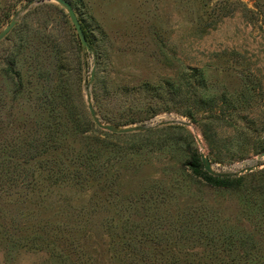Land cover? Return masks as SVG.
<instances>
[{
	"label": "rangeland",
	"instance_id": "374dc122",
	"mask_svg": "<svg viewBox=\"0 0 264 264\" xmlns=\"http://www.w3.org/2000/svg\"><path fill=\"white\" fill-rule=\"evenodd\" d=\"M26 2L0 0V264H264V157L233 190L188 168L203 150L237 176L264 152V0H71L90 52L60 4ZM144 82L171 84L169 111L145 118ZM88 102L180 128L108 137Z\"/></svg>",
	"mask_w": 264,
	"mask_h": 264
},
{
	"label": "trees",
	"instance_id": "16d2710c",
	"mask_svg": "<svg viewBox=\"0 0 264 264\" xmlns=\"http://www.w3.org/2000/svg\"><path fill=\"white\" fill-rule=\"evenodd\" d=\"M68 1L72 4L71 0H68ZM72 6H73V4H72ZM80 24L82 26V29L84 31L86 40H87L88 45L90 47V51H92L93 50V43H92L91 34L86 29V27H85V25L83 23H80ZM78 41H79V39H78ZM79 44H80V42H79ZM11 71H12V67L9 68L8 70L6 69L5 73H11ZM192 72H198V71L196 69H193ZM17 75H19V74H17ZM170 85L171 84L167 83V82H165V83L164 82H159L156 85H152V84L144 82V83L140 84L139 86H136V87L132 88V92H134V93L144 92V93H148L150 95V97H152V98L159 99V102L157 103V107L155 109H153V110H149L144 115L145 118H150L151 116L155 115L157 112H160V111H169L168 106L165 104L164 100L161 99L162 92H165V91H161V90L166 89L167 92L170 91L168 88H165L166 86H170ZM98 99H99V96H98ZM98 102L100 103L101 101H98ZM158 108H160V109L157 110ZM180 114L188 115V116L192 115L191 107L190 106L186 107V109L181 111ZM190 117H192V116H190ZM112 123L118 124V125L120 124V123H117V122H112ZM163 126H164L165 129L180 128V126L179 125H175V123L165 124ZM155 130H157V129L146 128L144 130H140L138 132H133L131 134H127V133L119 134V133L109 132V131H106V130H105L106 131L105 132V131H103V129L101 130V132H104L105 135L108 136V137L111 136V137H115L116 139L126 138L128 136H138V137L141 138V141L143 143H149L150 140H149L148 136L151 135V133L155 132ZM41 143H43V142H41ZM41 143H40V145L42 147ZM100 145L101 146H105L106 144L102 143ZM41 147H39L40 150H38L36 152H32L30 157L27 158V159H33L37 155H41L43 153V152H41L42 151ZM43 147L45 149L47 147L48 150L50 148H52L49 145H45ZM261 150L264 151V146L262 147ZM89 158H90V156H89ZM89 160L90 159H88V156H86V155L83 156V161H87L86 163L91 165V161H89ZM188 168H189L190 172L193 175L200 176L201 179L203 180V182H205L208 185V187H213V188L221 189V190H224V191L225 190H233V189L240 188L242 186L243 180L247 176H249L248 173L240 174V175H237V176L236 175H231V174H216V175H212V174L207 173L203 169V166H202V163H201V159H200V152L198 150H196V149L192 150V152L189 155V167ZM64 169H66V166H64L63 164L62 165L59 164L58 167H55V168L54 167H48V173L49 172H52V173L56 172V173H59V174L61 173V175L63 177H65V176L69 177L68 176L69 174L67 172L63 171ZM1 180H4V179H1ZM67 180H69V179H67ZM260 185H261V189L263 190V193H264V180L260 179ZM21 242H22V244H27L26 240H24V239ZM19 244H21V243L19 242ZM142 252L146 253V251H144L143 249H142ZM143 264H160V263L152 261V262L143 263ZM163 264H166V263H163Z\"/></svg>",
	"mask_w": 264,
	"mask_h": 264
},
{
	"label": "water",
	"instance_id": "95a60500",
	"mask_svg": "<svg viewBox=\"0 0 264 264\" xmlns=\"http://www.w3.org/2000/svg\"><path fill=\"white\" fill-rule=\"evenodd\" d=\"M39 1H41V0H27L25 6H31V5L39 2ZM54 1L57 2L58 4H60L66 10L68 17L70 19V22L72 23L74 30L77 34V37L79 39L81 47L83 49H85L87 52H89L90 47H89L88 42L86 40L84 31H83L82 26L80 24V21L78 20L71 3L68 0H54ZM15 23H16V18H15V16H13L10 19V21L3 28L0 29V40H2L11 31V29L13 28ZM91 77H92V75H91ZM87 107H88L89 113H90L94 123L99 128L106 130V131H109V132H113V133H119V134L130 133V132H135V131H139V130H144L146 128H150V127H153L156 125H161V124L173 122V121H171L173 118H169L168 120H164V121H156V118L155 119L151 118V119L145 120L144 122H142L138 125H134V126H118V125H114L111 123H106V122L101 121L100 118H98L96 110L92 106L91 102H88ZM176 122H181V121L176 119ZM196 139L199 143L200 140L198 139L197 136H196ZM262 157H264V152H261L258 156H256V158H250L248 160L250 165L245 167V168H241L239 170V174L252 171V169L254 168V164L257 162V160L261 159ZM200 159H201L203 169L207 173L212 174V175L218 174L216 171L213 170L211 162L203 150L200 151Z\"/></svg>",
	"mask_w": 264,
	"mask_h": 264
}]
</instances>
